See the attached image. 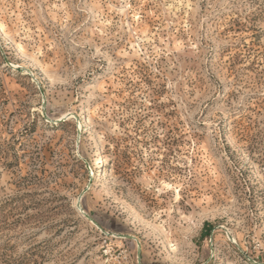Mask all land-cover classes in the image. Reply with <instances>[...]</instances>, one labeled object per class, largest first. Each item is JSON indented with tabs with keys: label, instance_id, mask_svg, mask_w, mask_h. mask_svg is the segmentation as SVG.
I'll list each match as a JSON object with an SVG mask.
<instances>
[{
	"label": "rangeland",
	"instance_id": "rangeland-1",
	"mask_svg": "<svg viewBox=\"0 0 264 264\" xmlns=\"http://www.w3.org/2000/svg\"><path fill=\"white\" fill-rule=\"evenodd\" d=\"M0 264H264V0H0Z\"/></svg>",
	"mask_w": 264,
	"mask_h": 264
},
{
	"label": "trees",
	"instance_id": "trees-1",
	"mask_svg": "<svg viewBox=\"0 0 264 264\" xmlns=\"http://www.w3.org/2000/svg\"><path fill=\"white\" fill-rule=\"evenodd\" d=\"M206 227H207L206 232H209V231H210V226H209V224H206V225H205V229H206Z\"/></svg>",
	"mask_w": 264,
	"mask_h": 264
},
{
	"label": "water",
	"instance_id": "water-1",
	"mask_svg": "<svg viewBox=\"0 0 264 264\" xmlns=\"http://www.w3.org/2000/svg\"><path fill=\"white\" fill-rule=\"evenodd\" d=\"M85 216H86L89 220H92L88 215L85 214ZM92 221H93V220H92ZM93 222H94V221H93ZM128 238H132V239H133V237H130V236H129ZM137 242H138V241H137ZM138 244H140V243L138 242Z\"/></svg>",
	"mask_w": 264,
	"mask_h": 264
},
{
	"label": "bare ground",
	"instance_id": "bare-ground-1",
	"mask_svg": "<svg viewBox=\"0 0 264 264\" xmlns=\"http://www.w3.org/2000/svg\"><path fill=\"white\" fill-rule=\"evenodd\" d=\"M79 207V206H78ZM95 223V222H94ZM96 224V223H95Z\"/></svg>",
	"mask_w": 264,
	"mask_h": 264
}]
</instances>
